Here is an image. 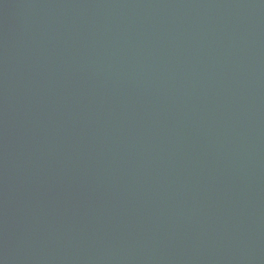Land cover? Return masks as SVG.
<instances>
[{
  "label": "water",
  "instance_id": "water-1",
  "mask_svg": "<svg viewBox=\"0 0 264 264\" xmlns=\"http://www.w3.org/2000/svg\"><path fill=\"white\" fill-rule=\"evenodd\" d=\"M0 264H264V0H0Z\"/></svg>",
  "mask_w": 264,
  "mask_h": 264
}]
</instances>
